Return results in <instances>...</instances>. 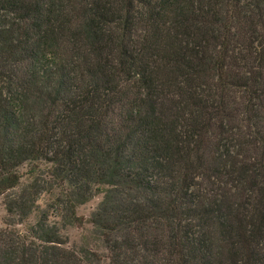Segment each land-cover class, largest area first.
<instances>
[{"label": "trees", "instance_id": "1", "mask_svg": "<svg viewBox=\"0 0 264 264\" xmlns=\"http://www.w3.org/2000/svg\"><path fill=\"white\" fill-rule=\"evenodd\" d=\"M22 165L0 264L96 261L98 190L107 264H264V0H0V196Z\"/></svg>", "mask_w": 264, "mask_h": 264}, {"label": "rangeland", "instance_id": "2", "mask_svg": "<svg viewBox=\"0 0 264 264\" xmlns=\"http://www.w3.org/2000/svg\"><path fill=\"white\" fill-rule=\"evenodd\" d=\"M45 167L42 164H38V169L41 171ZM28 167L25 165L20 166L17 171L21 178L17 188L0 196V229L9 228L20 233H24L27 226L33 224L36 219V213H32L23 222H17L15 219H10L5 212L4 202L12 194L17 193L20 188L30 182V177L27 174ZM102 195L100 190L96 191L94 195L85 203L78 205L74 209V213L82 221L79 225H72L64 227L60 231L62 240V247L64 249L73 251L80 254L83 251H89L96 256V261H92L91 264H107V253L101 243L100 237L92 228L89 220L92 213L96 210ZM48 195H41L37 200V204L40 209H44L45 204L48 202Z\"/></svg>", "mask_w": 264, "mask_h": 264}]
</instances>
